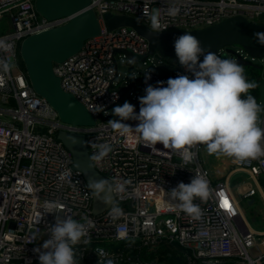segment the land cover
Instances as JSON below:
<instances>
[{"label": "built area", "instance_id": "1", "mask_svg": "<svg viewBox=\"0 0 264 264\" xmlns=\"http://www.w3.org/2000/svg\"><path fill=\"white\" fill-rule=\"evenodd\" d=\"M89 7L99 19V35L53 65L63 90L95 118L94 125H74L62 121L37 94L19 62L26 37L63 25L71 16L47 19L35 0H0V20L7 23L0 25V40L10 45L0 51V58L14 65L10 72L0 70V264H39L34 249L43 250L56 216L94 222L88 242L75 246L77 264H264V230L249 225L238 199L259 193L264 200V157L245 162L230 157L225 177L215 180L200 156L205 145L194 146L195 160L184 164L161 144L158 150L145 147L134 129L138 121H124L133 127L127 131L112 128L108 121L119 119L112 109L124 96L131 97L137 113L140 109L132 80H123L122 86L117 81L119 62L131 67L122 51L146 55L148 42L128 26L108 29L104 19L106 13L129 15L150 27L149 17L160 9L161 21L168 25L165 31L203 28L235 15L264 23V0H89ZM169 7L180 8L179 15L169 17ZM235 51L264 64V56L252 58L241 47ZM215 53L225 59L224 50ZM140 73L144 95L148 85L164 81L167 86L170 77L191 75L180 64L171 74ZM123 86L126 91L120 96ZM97 105L104 111L98 112ZM58 130L85 134L91 158L100 145L112 146L106 157L92 161L113 185L131 181L125 191L113 194L121 216L113 218L110 209L93 213L92 192L81 172L71 168V153L58 140ZM236 172L250 180L239 183L234 193L229 180ZM194 175H203L210 185L208 199L194 201L202 211L198 220L184 213L169 194ZM52 202L60 206L53 208Z\"/></svg>", "mask_w": 264, "mask_h": 264}, {"label": "clouds", "instance_id": "2", "mask_svg": "<svg viewBox=\"0 0 264 264\" xmlns=\"http://www.w3.org/2000/svg\"><path fill=\"white\" fill-rule=\"evenodd\" d=\"M180 8L169 7L166 14L175 18ZM150 29L161 33L168 28L161 21L160 9L151 16ZM258 42L264 46V33H254ZM10 45L0 40V51H7ZM178 62L191 75H178L166 81H158V86L148 85L145 95L139 98V113L135 106L125 101L117 105L112 113L119 119L109 120L114 129L127 131L132 126L126 120H136L134 127L145 142L144 146L152 150L157 144L176 152L184 164L193 162L196 153L191 149L203 144L209 154L232 157L238 162L256 160L264 157V128L258 124V114L262 111L250 91L257 87L246 77L244 66L234 59H222L210 48H204L195 35L184 32L174 41ZM135 58L130 63H135ZM14 65L0 58V70L10 72ZM133 73L130 78L135 79ZM150 76L146 75V81ZM97 111L103 112L104 106L97 105ZM74 143H80L74 141ZM113 151L109 144L99 146V152L92 159L100 160ZM130 180H123L113 185L107 179L89 178L87 187L105 205L109 206L110 215L117 218L123 210L114 203V192L125 191ZM178 202L179 208L192 217L200 219L201 208L194 201L208 199L209 181L203 175H194L190 183L180 182L169 192ZM53 208L59 207L52 202ZM81 223L71 216L55 217L49 228V238L38 254L39 264H77L75 246L87 243L89 230L94 222L87 217Z\"/></svg>", "mask_w": 264, "mask_h": 264}, {"label": "water", "instance_id": "3", "mask_svg": "<svg viewBox=\"0 0 264 264\" xmlns=\"http://www.w3.org/2000/svg\"><path fill=\"white\" fill-rule=\"evenodd\" d=\"M35 3L38 12L47 19L62 16H71V19L63 25L30 35L21 42L19 54L26 75L37 94L49 102L62 121L74 125H94L95 118L87 108L73 94L63 90L59 77L53 71V65L74 55L85 41L98 36L101 30L99 19L95 11L89 7V0H35ZM104 19L108 29L128 26L147 40L146 55L122 51L130 60L135 58L146 62L148 56L154 54L178 59L174 41L184 32L198 37L206 49L210 48L213 52L224 50L225 59H234L244 67L260 66L236 53L234 47H241L252 58L264 56V46L254 36V33H264V23L251 22L242 15L231 16L203 28L167 30L161 33L152 32L140 19L129 15L106 13ZM125 91L126 87L123 86L120 89V96ZM56 136L71 153V168L80 171L86 183L89 178H105L111 183L109 178L95 168L85 134L58 130ZM91 192L93 213L99 214L108 210L109 206L102 203L92 190ZM253 201L254 198H251L249 203ZM252 213L255 220L256 211L253 210Z\"/></svg>", "mask_w": 264, "mask_h": 264}, {"label": "rangeland", "instance_id": "4", "mask_svg": "<svg viewBox=\"0 0 264 264\" xmlns=\"http://www.w3.org/2000/svg\"><path fill=\"white\" fill-rule=\"evenodd\" d=\"M0 25H7L6 20H0ZM235 48L236 47H234V49ZM123 61L127 62L131 67H128L126 64L119 62L120 76L118 77L117 81L120 83V85L123 84V80H132V78H130V75L133 74V71L135 74H137V77L135 78L137 81V79L141 75L140 72L142 71L153 70L162 74H165L166 72H168V74H171L175 72L176 66L179 65L178 59L160 58L156 54L150 56L146 62L135 59V63H130L127 58L123 59ZM253 63L259 65L260 67H255L257 68L255 70L254 68L249 69L250 72L244 74L249 81H253L257 84V87L251 90L250 94L255 97L257 103L261 106L262 111L258 114V124L259 126H262L264 116V64L259 60H254ZM254 71L256 74L254 73ZM142 96H144V92H140V97ZM125 101L131 104L133 102L131 100V97L128 98L127 96H124L117 105H123ZM217 162L218 160L216 159V155H212L210 158V165L216 167ZM240 174L241 176L239 175V172H236L232 177L239 176L240 180H250L249 176L246 173L242 172ZM211 175L213 176L212 173ZM231 180L232 179L230 178L229 181L231 182ZM235 186L236 185L232 186V190L234 191V193H236ZM258 196H260L259 193ZM238 199L240 202V206L245 214L246 220L249 222V225L252 226L255 230H264V200L262 198H259L255 204L250 205L247 202V199H243L239 196ZM253 210L256 211L255 220H253Z\"/></svg>", "mask_w": 264, "mask_h": 264}, {"label": "crops", "instance_id": "5", "mask_svg": "<svg viewBox=\"0 0 264 264\" xmlns=\"http://www.w3.org/2000/svg\"><path fill=\"white\" fill-rule=\"evenodd\" d=\"M171 78V77H170ZM135 80V81H134ZM132 83H133V85H134V88L137 90V92L139 93V96H140V92H143V83H142V76L140 75L139 76V78L137 79V81H136V79H132ZM122 86V85H121ZM212 155H216V154H209L208 153V151H207V149H206V147L201 151V153H200V156H201V159H202V161H203V163H204V165L205 166H207L209 169H210V171H211V173L213 174V178L215 179V180H218V179H223L224 177H225V175H226V173H227V171H228V169H229V160H230V157H227V156H217L216 155V159L218 160V162H217V165H216V167H213V166H211L210 165V158H211V156ZM235 174V173H234ZM239 175L241 176V174L239 173ZM232 176H233V174H232ZM231 176V179H234V178H236L237 179V184H236V186L239 184V183H246L247 182V180H240L239 179V176H237V177H232ZM231 183V182H230ZM235 186V187H236ZM254 198V201L250 204L249 203V200H247V202L250 204V205H253V204H255L256 202H257V200L260 198H262V196L260 195V196H258V194L255 196V197H253ZM263 199V198H262Z\"/></svg>", "mask_w": 264, "mask_h": 264}, {"label": "trees", "instance_id": "6", "mask_svg": "<svg viewBox=\"0 0 264 264\" xmlns=\"http://www.w3.org/2000/svg\"><path fill=\"white\" fill-rule=\"evenodd\" d=\"M158 56H159V55H158ZM159 57H160V58H164V57H161V56H159ZM19 62H20V64H21V66L24 68V64H23V62H22L20 56H19ZM252 68H254V70L257 69V68H255V67H244V69H245V73L250 72L249 69H252ZM254 73H255V71H254ZM165 74H168V72H166ZM255 74H256V73H255ZM236 182H237V179H236V178L232 179V180H231V185H232V186L236 185Z\"/></svg>", "mask_w": 264, "mask_h": 264}, {"label": "snow or ice", "instance_id": "7", "mask_svg": "<svg viewBox=\"0 0 264 264\" xmlns=\"http://www.w3.org/2000/svg\"><path fill=\"white\" fill-rule=\"evenodd\" d=\"M225 204L227 205V201H225Z\"/></svg>", "mask_w": 264, "mask_h": 264}]
</instances>
